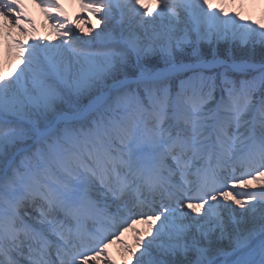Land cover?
Returning <instances> with one entry per match:
<instances>
[{
	"label": "snow or ice",
	"instance_id": "6c2138e0",
	"mask_svg": "<svg viewBox=\"0 0 264 264\" xmlns=\"http://www.w3.org/2000/svg\"><path fill=\"white\" fill-rule=\"evenodd\" d=\"M34 2L46 36L0 0V264H264V22Z\"/></svg>",
	"mask_w": 264,
	"mask_h": 264
},
{
	"label": "bare ground",
	"instance_id": "6f19581e",
	"mask_svg": "<svg viewBox=\"0 0 264 264\" xmlns=\"http://www.w3.org/2000/svg\"><path fill=\"white\" fill-rule=\"evenodd\" d=\"M61 5L64 7L66 14L69 17H75L77 13H79V5L76 3V0H60ZM25 4V10L27 13L31 16L35 26H36V33L34 35L37 36H46L50 30V24L51 22L46 19L44 16L43 10L41 6L34 2V0H24ZM229 9H226V11L230 13H235V12H240L242 13L244 8L242 4L240 3L239 0H235V3H230L229 4ZM247 9L248 11L251 12L253 15H258L261 14V17H264V1H258V0H250L249 3L247 4ZM245 14H246V10ZM244 16V15H243ZM5 47L4 45L0 44V57L3 58L5 64H11L14 66L15 62L10 61L7 53L5 52ZM136 229H138L140 232H143L146 228V225L144 224H137ZM136 233L132 230L126 231L123 236V240L127 244H132L134 242V237ZM118 244V243H117ZM114 244H111L109 246L108 252L111 255V257L114 259L112 252L114 249ZM119 249V248H118ZM122 264V263H118Z\"/></svg>",
	"mask_w": 264,
	"mask_h": 264
},
{
	"label": "rangeland",
	"instance_id": "374dc122",
	"mask_svg": "<svg viewBox=\"0 0 264 264\" xmlns=\"http://www.w3.org/2000/svg\"><path fill=\"white\" fill-rule=\"evenodd\" d=\"M240 3L242 4L244 10H246V14H245V11L243 10V12L241 13V15L245 18V20H250V21H261V22H264V17H261V14H258V15H253L251 14L250 11H248V7H247V4L249 3L250 0H239ZM258 1H262V0H258ZM225 9H229V4H225L224 5ZM92 20V23L95 24L97 23V20L95 17H92L91 18ZM5 50V49H4ZM6 52V50H5ZM15 62V61H13ZM118 243V244H117ZM117 243H114V249H113V252H112V255L114 257V260L116 261V264L118 263H122L123 264V260L126 259V256H125V253L123 251V245L119 242ZM134 242L132 244H129V245H133ZM119 248V249H118Z\"/></svg>",
	"mask_w": 264,
	"mask_h": 264
}]
</instances>
